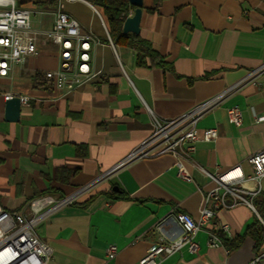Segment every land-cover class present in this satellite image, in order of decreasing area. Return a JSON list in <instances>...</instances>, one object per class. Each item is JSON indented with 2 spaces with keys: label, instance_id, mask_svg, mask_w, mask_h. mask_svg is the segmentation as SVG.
<instances>
[{
  "label": "crops",
  "instance_id": "1",
  "mask_svg": "<svg viewBox=\"0 0 264 264\" xmlns=\"http://www.w3.org/2000/svg\"><path fill=\"white\" fill-rule=\"evenodd\" d=\"M15 2L35 11L38 54L0 77V205L15 210L45 193L73 196L74 203L36 226L52 248L46 264H140L159 219L172 211L201 219L205 194L215 186L202 169L216 173L240 164L252 173L248 158L264 147V0H143L139 35L157 52L143 65L130 44L133 33L111 38L101 0H64L81 32L97 40L90 53L98 75L75 88H56L44 78L60 66L59 45L44 37L59 0ZM8 92L29 99L18 121L6 120ZM221 93L198 121L200 135L216 127L219 136L199 140L185 160L191 181L178 177L171 154L118 166L151 135L153 115L175 118ZM232 106L242 110L241 126L228 119ZM71 171L76 174L69 182L58 178ZM260 185L259 194L244 195L253 207L239 202L217 210L196 233V253L184 248L159 264H264V239L258 246L247 236L238 248L226 242L257 219L264 225L254 205L264 177ZM211 231L221 245H208ZM110 244L118 247L112 259L106 256Z\"/></svg>",
  "mask_w": 264,
  "mask_h": 264
},
{
  "label": "built area",
  "instance_id": "2",
  "mask_svg": "<svg viewBox=\"0 0 264 264\" xmlns=\"http://www.w3.org/2000/svg\"><path fill=\"white\" fill-rule=\"evenodd\" d=\"M63 1L59 0L53 27L44 33L46 39L60 47V66L44 72V78L48 84L56 88H75L98 75L92 67L90 53L92 42L97 40L81 32L79 21L64 10ZM34 12L18 7L15 0H0V77L8 76L13 66L24 61L27 56L38 54L37 33L32 28ZM108 39L112 43L109 35ZM14 96L8 92L5 99L9 100ZM223 96L224 93H221L175 118L161 119L153 115L151 135L118 166L136 158L171 154L176 158L178 177L191 181L192 176L185 160L195 151L199 140H214L219 136L216 127L208 128L200 135L197 129L198 121L219 103ZM20 99L21 104H30L27 96L20 95ZM227 115L231 123L236 126L242 125L243 114L239 107H229ZM248 162L252 167L250 174H246L240 164L216 173L202 169L215 186L205 194L201 219L197 220L183 211H172L159 219L153 226L156 240L139 263L159 264L164 257L181 252L184 248L196 253L199 248L196 233L215 217L217 210L232 207L239 202H245L253 207L251 200L244 195L254 196L261 192L264 147L250 155ZM252 181L257 183V186H247V183ZM227 198H231V202H227ZM73 199V196L57 198L45 193L32 198L20 209L8 210L0 205V264H46L52 248L39 237L36 226L48 214L73 203ZM218 227L228 230L226 224ZM207 242L213 247L222 244L216 231L209 232ZM117 254V245L110 244L106 249L107 258L112 259Z\"/></svg>",
  "mask_w": 264,
  "mask_h": 264
},
{
  "label": "trees",
  "instance_id": "3",
  "mask_svg": "<svg viewBox=\"0 0 264 264\" xmlns=\"http://www.w3.org/2000/svg\"><path fill=\"white\" fill-rule=\"evenodd\" d=\"M101 4L107 18L110 36L114 40L117 35H120L123 32V24L125 19L128 17L131 5L129 3V0H101ZM130 35L133 38L130 44L139 52L138 64H146L145 61L147 56L157 55V52L154 51L151 44L147 40L141 38L139 34L133 33ZM159 63L163 64L164 60L160 58ZM75 174V171H71L70 174H63L58 178L63 182H69L75 176ZM93 198L94 197L92 196L89 200H92ZM254 205L260 216L264 220V193L254 201ZM247 236H252L256 242V245L258 246L262 243L264 239V225L260 220L257 219L254 224L250 225L243 235H240L229 241L227 240V245L230 246V248H238L242 245Z\"/></svg>",
  "mask_w": 264,
  "mask_h": 264
},
{
  "label": "water",
  "instance_id": "4",
  "mask_svg": "<svg viewBox=\"0 0 264 264\" xmlns=\"http://www.w3.org/2000/svg\"><path fill=\"white\" fill-rule=\"evenodd\" d=\"M131 6L135 8L133 15L128 16L123 24L124 33L139 34L140 21L142 16L143 0H129ZM21 99L20 96H14L6 101V120L18 121L21 113ZM115 191H118V187H114Z\"/></svg>",
  "mask_w": 264,
  "mask_h": 264
},
{
  "label": "rangeland",
  "instance_id": "5",
  "mask_svg": "<svg viewBox=\"0 0 264 264\" xmlns=\"http://www.w3.org/2000/svg\"><path fill=\"white\" fill-rule=\"evenodd\" d=\"M246 196V195H245Z\"/></svg>",
  "mask_w": 264,
  "mask_h": 264
}]
</instances>
